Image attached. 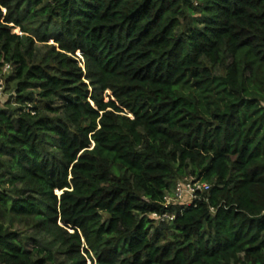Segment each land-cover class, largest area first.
Instances as JSON below:
<instances>
[{"label": "trees", "instance_id": "1", "mask_svg": "<svg viewBox=\"0 0 264 264\" xmlns=\"http://www.w3.org/2000/svg\"><path fill=\"white\" fill-rule=\"evenodd\" d=\"M0 79V264H264V0H0Z\"/></svg>", "mask_w": 264, "mask_h": 264}, {"label": "built area", "instance_id": "2", "mask_svg": "<svg viewBox=\"0 0 264 264\" xmlns=\"http://www.w3.org/2000/svg\"><path fill=\"white\" fill-rule=\"evenodd\" d=\"M10 69V65H5L2 68V72L5 74ZM2 84V80L0 79V86ZM1 90V87H0ZM210 189V185L208 183L202 182L195 178H184L180 180L172 192L171 195H167L164 198L165 205L170 206H180L186 207L194 204L196 201L201 199L202 195ZM152 218L159 222H167L172 221L175 218L174 214H158L153 213Z\"/></svg>", "mask_w": 264, "mask_h": 264}, {"label": "rangeland", "instance_id": "3", "mask_svg": "<svg viewBox=\"0 0 264 264\" xmlns=\"http://www.w3.org/2000/svg\"><path fill=\"white\" fill-rule=\"evenodd\" d=\"M15 32H18V30H15ZM106 94L107 95H110V93H106ZM7 102H12L13 103L14 102V97H13V95H12V93L10 91H4V89L3 90L1 89V93H0V103H1V105H3L4 103H7Z\"/></svg>", "mask_w": 264, "mask_h": 264}]
</instances>
